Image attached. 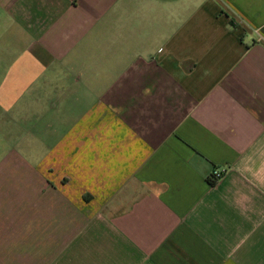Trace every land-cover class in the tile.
I'll return each mask as SVG.
<instances>
[{
    "label": "crops",
    "instance_id": "crops-1",
    "mask_svg": "<svg viewBox=\"0 0 264 264\" xmlns=\"http://www.w3.org/2000/svg\"><path fill=\"white\" fill-rule=\"evenodd\" d=\"M0 264H264V0H0Z\"/></svg>",
    "mask_w": 264,
    "mask_h": 264
},
{
    "label": "built area",
    "instance_id": "built-area-1",
    "mask_svg": "<svg viewBox=\"0 0 264 264\" xmlns=\"http://www.w3.org/2000/svg\"><path fill=\"white\" fill-rule=\"evenodd\" d=\"M224 171L225 170H219V169L213 170V172L211 174L212 178L215 179V180L221 179L223 177V175H224Z\"/></svg>",
    "mask_w": 264,
    "mask_h": 264
},
{
    "label": "trees",
    "instance_id": "trees-1",
    "mask_svg": "<svg viewBox=\"0 0 264 264\" xmlns=\"http://www.w3.org/2000/svg\"><path fill=\"white\" fill-rule=\"evenodd\" d=\"M209 180L212 184H215L218 180L212 178V175L209 177Z\"/></svg>",
    "mask_w": 264,
    "mask_h": 264
}]
</instances>
